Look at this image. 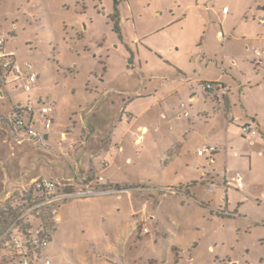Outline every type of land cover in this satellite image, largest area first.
Masks as SVG:
<instances>
[{"label":"rangeland","instance_id":"1","mask_svg":"<svg viewBox=\"0 0 264 264\" xmlns=\"http://www.w3.org/2000/svg\"><path fill=\"white\" fill-rule=\"evenodd\" d=\"M261 3L264 0L257 4ZM250 6L251 0H124L116 7V32L113 0H0L4 51L14 53L20 64L30 63L38 77L28 93L18 82L5 86L0 81V197L5 182L7 187L10 182L25 183L10 187L0 199L4 216L0 234L7 226L3 220L11 219L5 216L6 205L38 178L61 186L69 180L74 189L79 187L76 180L95 189H119L92 183L98 177L96 169L91 177L86 175L92 164L100 169L98 139L108 136L113 119L121 116V96L116 94L142 87L160 88L159 96L167 94L163 78L176 81L170 88L183 85L174 77L175 68L192 81L221 76L232 87L233 112L246 109L260 121L261 153L252 148L238 162L226 158V165L218 160L217 171L208 169V179L198 185L127 184L123 189L132 190L130 204L125 196L71 198L55 216L51 210L50 215L45 212L54 222L45 259L51 264H264V66L259 68L260 58L255 66L244 57L236 58L233 67L231 60H225L227 55H242L239 42L227 41V34L233 29L232 20L241 18ZM223 7L230 11L225 26ZM248 22L239 28V36L244 29L249 34L260 29L264 36V26ZM218 32L223 33V42ZM104 89L109 96L99 108L103 115L89 114ZM38 96L54 107L46 149L5 125L14 104L36 103ZM61 132L67 134L66 145L73 143L72 149L59 144ZM238 132L242 133L233 125L231 133ZM102 144L107 146V140ZM203 145L207 144L193 148ZM214 147L217 153L220 147ZM133 176L166 185L174 174L173 168L159 172L140 164ZM237 178L245 185L242 191L234 187ZM204 189L208 194L214 191L210 197L215 198L192 195Z\"/></svg>","mask_w":264,"mask_h":264},{"label":"crops","instance_id":"2","mask_svg":"<svg viewBox=\"0 0 264 264\" xmlns=\"http://www.w3.org/2000/svg\"><path fill=\"white\" fill-rule=\"evenodd\" d=\"M259 1L251 0V6L244 11L243 16L232 20L233 29L227 34L229 35L227 41L232 38V41L239 42L243 51L242 55L237 53V56L233 54V56H225V60L232 61L230 63L232 67L237 64L236 58L241 59L243 57L254 65V51L260 53L262 66L259 68L264 66V36L261 34L262 31L258 29L254 32L255 34H249L244 29L240 36L238 34L240 33L239 28L242 24L247 26L249 19L252 23L258 22L259 26H264L259 23V19L264 16V4H257ZM229 12L228 8L226 14H223L221 10V23L223 26L227 25ZM231 18L233 19V16ZM217 36L219 40L224 41L222 32H218ZM133 41L136 42L137 40ZM255 42L259 43V48L254 46ZM215 64L218 65L217 62ZM173 71L174 77L176 79L181 78L183 85L170 88L171 83L176 81H168L163 78L162 81L165 84L163 89L167 90V94L159 96L160 88L148 90L145 87H142L141 91L135 90V92H132L131 90L121 89L117 92L116 95L121 96V108L119 110L121 116H116L113 119L112 130L108 132L109 135L98 139L100 142L97 153L100 156H97L101 164L100 169L94 168V164L90 167L89 162L90 166L86 173L87 176L91 177V173L94 172L93 169H96L98 174L95 176L98 175V177H94L92 183L119 188L116 193L101 196H116L117 200H121L122 196H125L130 204L132 190L129 188L123 189L124 186H128L127 184H141L146 181L158 188L198 185L201 181L208 179L205 174V172H209L208 169L217 171L218 160L225 161L227 165L226 158H232L234 162H238L240 158H246L247 150L252 148L258 149V153H261L263 143L259 137L260 121L255 114L246 109L241 113L233 112L232 87L221 76L201 82L185 78V75L175 68H173ZM207 82L215 84L213 91L203 90L204 84L201 83ZM240 86L243 85L240 84ZM108 96V90L104 89L98 100H95L93 106L89 108V114L94 116L97 114L103 115L104 110L99 108L106 105L102 104V100H106ZM110 100L109 102L112 105L113 100ZM37 101L45 103L41 96H38ZM226 109H229V112L226 113ZM185 112L188 113V116H185ZM243 113L244 117H242ZM248 124L256 130L255 136L239 134V132L237 134L231 133L233 125L241 130L242 126ZM208 125L210 127H206ZM91 129L94 130L93 127ZM222 130L224 132L220 138ZM104 140H107V146L102 144ZM198 143H205L207 145L203 146L208 147L217 146L220 149L217 153H208L203 157H197L196 150L193 147ZM223 155L225 160H223ZM103 162L108 164V168L102 169ZM140 164H145L153 171L159 172H166L173 168L174 176L167 181L166 185L155 181L151 182L147 179L138 180L133 175ZM206 164L209 166L204 171L203 168ZM114 167L117 170L111 174L110 171ZM229 180L233 181L230 178ZM244 188L245 185H243L242 190ZM196 193L203 199L215 198L210 197L214 191L211 194H208L205 189L203 191H192V195L198 197ZM162 197L163 199L170 197L173 200V196L168 194H164ZM190 201L188 200V203ZM192 201L195 202V200ZM118 226L116 227L117 230L120 228ZM208 248L211 250L210 246ZM47 255V252H45L44 258Z\"/></svg>","mask_w":264,"mask_h":264},{"label":"built area","instance_id":"3","mask_svg":"<svg viewBox=\"0 0 264 264\" xmlns=\"http://www.w3.org/2000/svg\"><path fill=\"white\" fill-rule=\"evenodd\" d=\"M222 13H227V8L222 9ZM259 23L264 25V16L259 19ZM4 39L0 36V81L5 86L13 83H19L21 90L25 93L31 91L37 81V75L30 63L20 64L14 53L4 51ZM255 64H260V53L253 52ZM214 83H204V91H213ZM13 129L21 130L23 138H27L35 147L48 148L47 142L52 133L54 107L50 104L26 102L24 104L13 105ZM185 116L188 113L185 112ZM243 134L251 136L256 135V130L250 125L241 127ZM58 142L64 145V149L73 148V143L66 145L67 134L61 132L58 134ZM215 152V147L201 146L197 147L196 154L203 157L206 154ZM104 166H108L103 162ZM68 180L62 186L55 181L46 178H38L27 189H24L19 195L25 201L20 205L19 217L17 221L33 215H39L41 211L50 207L52 214L57 213L56 207L62 205L71 198H87L97 195L116 193L117 190L110 188L95 189L85 180H76L77 189L72 187ZM237 190H241L243 185L241 180H235ZM29 198V199H28ZM17 221L5 228L0 234V248L8 249L11 252L10 264H51L41 254L45 252L50 243L45 230L42 227L25 228V224L18 226ZM29 244V247H27ZM6 256L0 254V264H6Z\"/></svg>","mask_w":264,"mask_h":264},{"label":"trees","instance_id":"4","mask_svg":"<svg viewBox=\"0 0 264 264\" xmlns=\"http://www.w3.org/2000/svg\"><path fill=\"white\" fill-rule=\"evenodd\" d=\"M118 5V1L114 0V9L115 12L113 14V16L111 17V19L114 21V30L116 32H119V26H118V15H117V11H116V7ZM5 41V40H4ZM29 102V101H27ZM41 103V101H40ZM46 104H48V102H45ZM51 105V104H50ZM11 121H13V108L10 109V114H9V121H5V125H7L8 129L16 134V135H21L22 136V131L21 130H16L13 129L12 125H11ZM29 199V198H28ZM25 201L24 199H21L19 197L15 198V201H11L10 205H6V215L5 216H9V218H11L9 221L5 218L3 220L2 223L6 224L8 227L9 225H11L12 223L16 222L18 220L19 217V211H20V205L22 204V202ZM58 207H56V209H58ZM50 207H46L44 208L41 213L39 215H34V216H29V217H33V220H31L29 217L24 218L22 221H17L18 226L22 225L23 223L25 224V228L28 230L32 227H42L45 230V234L46 236H48L49 241L51 242L52 236H51V232L54 230L53 229V221H49L51 218V216L45 215V212H48V214L50 215ZM52 211V210H51ZM44 212V213H42ZM4 217V216H3ZM2 215H0V218H3ZM53 218V216H52ZM28 220V222H27ZM5 227V228H6ZM4 228V229H5ZM27 247H29V244H27ZM0 254L2 256H6V260L4 261L6 264H10V256H11V252L8 249H3L0 248ZM43 257L45 256V252L41 254Z\"/></svg>","mask_w":264,"mask_h":264},{"label":"water","instance_id":"5","mask_svg":"<svg viewBox=\"0 0 264 264\" xmlns=\"http://www.w3.org/2000/svg\"><path fill=\"white\" fill-rule=\"evenodd\" d=\"M22 181V180H21ZM23 182V181H22ZM22 182H17V183H14V182H10V187H21V185H24L25 183H22ZM6 184H9V182H5L4 183V189H3V193H2V197L3 196H5L8 192H9V190H10V187L8 186H6ZM2 197H0V199L2 198Z\"/></svg>","mask_w":264,"mask_h":264},{"label":"flooded vegetation","instance_id":"6","mask_svg":"<svg viewBox=\"0 0 264 264\" xmlns=\"http://www.w3.org/2000/svg\"><path fill=\"white\" fill-rule=\"evenodd\" d=\"M117 1H118V4H119V3H121V2L124 1V0H117ZM113 2H114V0H113ZM117 6H118V5H117ZM112 16H113V15H112Z\"/></svg>","mask_w":264,"mask_h":264}]
</instances>
